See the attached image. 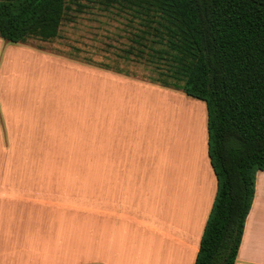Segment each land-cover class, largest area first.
Masks as SVG:
<instances>
[{"label":"crops","instance_id":"1","mask_svg":"<svg viewBox=\"0 0 264 264\" xmlns=\"http://www.w3.org/2000/svg\"><path fill=\"white\" fill-rule=\"evenodd\" d=\"M16 49L44 62L58 57L25 45ZM88 82L85 94H69L68 88L63 91L62 117L52 118L49 123L48 149L36 127L20 136V144L12 132L10 139V129L4 131L10 139L12 155H16L7 166L17 164L20 170H7L0 175V262L194 264L216 191V178L207 156L206 111L198 164L189 161L197 147L191 145L189 137L171 140L169 162L150 161L145 158L147 148L140 114L130 107L135 104L134 99L125 98L128 111L122 110L123 101L116 102L121 113H116L120 116L115 118L110 110L95 115L93 109L90 114L63 118L69 117L64 110L68 99H91V84L108 91L109 105L114 95L124 89L125 82L162 93H170L169 89L156 83L143 84L113 71H104L102 77L92 73ZM75 84L63 83V87L70 86L73 91ZM6 107L0 108L1 115L9 114ZM14 112L20 114L19 109ZM63 119L75 126L73 134L77 135L78 145H90V158L81 159L78 150L68 153L65 161L70 164H63V159L52 162L45 158L53 140L63 146V133L73 132L72 128L63 129ZM84 120H90V129H80V121ZM197 120L195 117L193 126L196 140ZM161 125L158 129H162ZM0 144L4 145L2 134ZM172 153L179 161L176 165L170 164ZM71 167L83 170L63 174V168ZM156 178L159 179L155 181ZM234 264H264V170L255 175L254 196Z\"/></svg>","mask_w":264,"mask_h":264},{"label":"trees","instance_id":"2","mask_svg":"<svg viewBox=\"0 0 264 264\" xmlns=\"http://www.w3.org/2000/svg\"><path fill=\"white\" fill-rule=\"evenodd\" d=\"M80 1L0 0V38L49 41ZM87 1L137 18L135 42L158 44L150 55L166 62L165 76L175 82L160 85L204 102L216 191L194 264H234L255 175L264 170V0Z\"/></svg>","mask_w":264,"mask_h":264},{"label":"rangeland","instance_id":"3","mask_svg":"<svg viewBox=\"0 0 264 264\" xmlns=\"http://www.w3.org/2000/svg\"><path fill=\"white\" fill-rule=\"evenodd\" d=\"M80 3V7L72 5L61 22L58 35L49 41L28 38L23 44H14L0 38V108L2 110L3 105L7 106L5 111L9 113L7 115L0 113V135L2 134L4 144H0V175L6 174L7 170L11 173L20 170L17 164L7 166L9 161L16 159V155H12L11 132L15 134L17 140L19 139L20 144L22 143L20 136L36 127L37 134L41 133L42 139H46L48 149L49 123L52 118L62 117L60 114L63 113V107L60 111V102L63 99V91L68 88L69 94L72 95L87 93L86 87L90 85L87 81L91 80L92 73L96 75L98 73V76L102 77L104 71H113L114 74L140 80L143 84L145 82L161 84L165 81L169 86L175 85L172 78L165 76L166 62L150 55V48L159 45L152 43L149 37L141 40L145 46L135 42L137 35L142 34V26L137 18H133L131 14L117 6L104 9L95 2L81 0ZM24 45L45 49L63 58V61L52 56L51 62H44L34 59L26 52L19 53L16 48ZM129 49L131 52H126ZM139 49L143 50L141 55L138 54ZM72 82H77L73 91L70 86L63 87V83L69 85ZM96 84L95 88L91 84L93 96L91 99L88 98V101H82L81 97L77 100H67V109L64 112L69 117L63 115V118L90 114L92 109L95 115L100 111L110 110L113 113L112 117L115 118L120 116L116 113H121L116 102L123 101V111H128L131 107L132 112L140 114L141 131L147 148L145 158L147 156L150 161L169 162L168 145L172 152L171 131L175 124L181 123L182 130H185L183 140L189 137L192 146L197 144L189 161L199 163L201 140L205 129V107L202 101L186 96L181 89L167 87L170 93H162L146 90L145 85L137 88L125 82L126 86L120 90V96L115 94L109 105L108 91L98 89ZM126 97L134 99L135 104L128 107ZM102 100L105 101L104 104ZM17 109L20 114L14 112ZM195 117L198 119L196 123L198 125L194 127L198 140L193 132ZM88 118L90 119V115ZM159 124H162V129H158ZM85 127L90 129V120L80 121V129ZM64 128H72L73 132L63 133V146L55 144L53 140L52 149L46 152L45 158L52 162H60L63 159V164H70L71 161L65 159L71 150L80 151L81 159L90 158V145L77 144V135L73 134L75 126L67 124L63 119ZM9 129L10 139L4 135ZM19 151L23 149L19 148ZM177 162L179 161L173 158L172 153L170 164L176 165ZM77 170L83 169L63 168V174L70 175V172L75 173ZM157 179L159 178L155 181Z\"/></svg>","mask_w":264,"mask_h":264},{"label":"bare ground","instance_id":"4","mask_svg":"<svg viewBox=\"0 0 264 264\" xmlns=\"http://www.w3.org/2000/svg\"><path fill=\"white\" fill-rule=\"evenodd\" d=\"M192 118V116H191ZM192 129V128H191ZM188 134V133H187ZM184 135H185V130L183 131L182 130V125L181 123L179 124H175L172 131H171V136H172V139L174 141H182L184 138Z\"/></svg>","mask_w":264,"mask_h":264}]
</instances>
